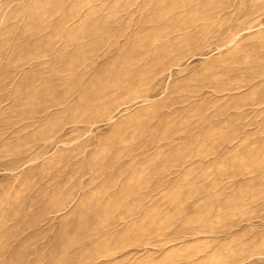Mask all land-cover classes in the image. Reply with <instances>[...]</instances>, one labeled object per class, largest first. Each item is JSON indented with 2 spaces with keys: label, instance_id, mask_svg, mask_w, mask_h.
<instances>
[{
  "label": "rangeland",
  "instance_id": "1",
  "mask_svg": "<svg viewBox=\"0 0 264 264\" xmlns=\"http://www.w3.org/2000/svg\"><path fill=\"white\" fill-rule=\"evenodd\" d=\"M0 264H264V0H0Z\"/></svg>",
  "mask_w": 264,
  "mask_h": 264
}]
</instances>
